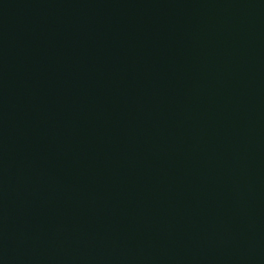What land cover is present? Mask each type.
Wrapping results in <instances>:
<instances>
[{
    "label": "water",
    "instance_id": "water-1",
    "mask_svg": "<svg viewBox=\"0 0 264 264\" xmlns=\"http://www.w3.org/2000/svg\"><path fill=\"white\" fill-rule=\"evenodd\" d=\"M0 264H264V0H0Z\"/></svg>",
    "mask_w": 264,
    "mask_h": 264
}]
</instances>
